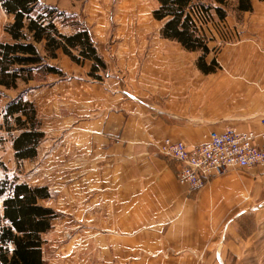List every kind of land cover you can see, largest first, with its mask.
I'll return each mask as SVG.
<instances>
[{
	"label": "crops",
	"instance_id": "0c3cea01",
	"mask_svg": "<svg viewBox=\"0 0 264 264\" xmlns=\"http://www.w3.org/2000/svg\"><path fill=\"white\" fill-rule=\"evenodd\" d=\"M251 5L252 11L226 19L235 41L208 55L219 66L213 73H200L189 53L161 41L141 78L138 71L114 70L102 82L83 80L68 60L69 68L49 63L62 76L17 83L22 89L13 97L34 104L42 120L36 158L46 153L43 161L55 169L65 164L78 172L71 183V237L49 264H232L242 258L253 233L236 222L263 208L264 166L232 170L188 191L158 148L164 138L195 146L211 132L263 131L264 0ZM96 47L103 60L115 50L103 52L99 41ZM83 66L87 73L89 63ZM0 89L9 96L11 90ZM0 135V144L11 148ZM64 229L53 232L54 240H64Z\"/></svg>",
	"mask_w": 264,
	"mask_h": 264
},
{
	"label": "trees",
	"instance_id": "16d2710c",
	"mask_svg": "<svg viewBox=\"0 0 264 264\" xmlns=\"http://www.w3.org/2000/svg\"><path fill=\"white\" fill-rule=\"evenodd\" d=\"M155 1L157 7L152 15L156 20L164 21L161 35L178 42L186 50H200L205 55L207 49L197 34L191 16L195 10L207 14L206 11L213 9L218 19H224L227 0H213L217 6L205 5L202 3L204 0ZM233 1L236 12L251 11V0ZM0 8L11 16V21L3 30L8 40L0 42L1 87L14 89L19 81L32 80L33 74L39 71L61 75L58 69L45 63L46 58L54 59L58 53L66 55L75 64L92 61L88 75L93 78L98 69L104 68L85 28L73 27L75 31L69 35L58 30L54 21H58L64 13L57 8L46 6L39 0H0ZM38 47H41L44 57ZM198 68L203 73H209L217 66L213 62L206 66L202 56L198 60ZM3 113L6 131H17L12 143L15 160L35 157L43 134L32 104L18 95L6 104ZM48 196L44 186H29L15 177L0 180V264H46L41 236L58 216L54 210L40 204Z\"/></svg>",
	"mask_w": 264,
	"mask_h": 264
},
{
	"label": "rangeland",
	"instance_id": "374dc122",
	"mask_svg": "<svg viewBox=\"0 0 264 264\" xmlns=\"http://www.w3.org/2000/svg\"><path fill=\"white\" fill-rule=\"evenodd\" d=\"M39 2L46 6H53L60 12L64 13V16L60 17L58 21H54L61 33L65 35L72 34L75 31L73 27L77 26L85 28L89 32L96 53L104 64V68H100L95 72V78L88 75L91 70L92 61H84L82 64H75L70 60V58H68L66 55H63L62 53H58L57 57L54 59L46 58L45 60V63L48 65H58L62 66L63 68H69L70 63L68 62L71 61V63L78 65L77 69L79 70V73L83 75V80L87 79L88 76V80L90 79L95 80L96 82H102L104 81V76L106 77L108 73L110 74L114 70L116 73L122 70L124 72H129L131 70L134 73L138 71L139 77L141 78L143 72L146 71L144 65L150 59L149 57L154 51L153 48L155 46V42L157 43L161 41L175 43L180 50L185 52V54L189 53L192 66L194 65L198 71H200L198 68V60L202 56L203 62H205L206 66L211 65L213 62L215 67L217 66L218 68L219 66L214 57H212L210 60H207L208 55L210 53L215 55L219 51L222 44H228L235 41V39L230 34L229 24L226 21V19H231L232 16L236 15L235 1L233 0H227V4L224 7L226 10V16L224 19H218L213 9L206 11L207 14L201 10H195V14H192L191 17L195 23L197 34L207 49L205 55H203L202 51L200 50H186L178 42L172 39L164 38L161 35V28L164 21H158L152 15L153 11L157 7L155 0H39ZM202 3L205 5L214 4L217 6L213 0H204ZM207 16L209 17L208 20H206ZM10 17V15L4 13V11L0 8V42H5L8 40V35L6 36L3 30L4 26L9 24L11 21ZM126 37H129V43L122 44L124 42L122 39ZM214 40L217 43L214 47L210 48L209 43ZM98 41L103 52H108L111 48H115L112 55L111 52L108 53V60H103L98 54L96 47ZM121 45H127V47ZM126 48H129L130 50L127 51ZM38 49L40 51V55L44 57L45 55L41 47H38ZM73 54L76 55V52L73 51ZM186 58L187 56H184V62L187 60ZM88 63L89 69L86 73L87 68L83 65L87 64L88 66ZM133 63H135V65L131 67ZM169 63L171 66H174L175 60H171ZM152 68L153 66L150 67L151 71H153ZM215 70L213 69L209 73H213ZM200 73L203 72L200 71ZM47 75L48 74L39 71L38 73H34L32 80L29 81H34L33 83H37V85H39L44 81V78ZM58 76H62V74ZM21 86L14 89H9L11 90L9 92L10 94L8 96L5 93L6 97L2 95L4 90L0 89V109L2 102H6V100L11 101L17 97V95L16 97L13 96L22 89ZM22 100L29 102L23 97ZM32 106L35 116L39 121V130L43 134V139L44 133L41 130L42 120L38 116L34 104H32ZM10 125H12V122H10ZM6 130L7 128L6 124L4 123V113L2 112L0 131L5 134V139H8L12 145L13 137L17 134V131H12L10 133ZM1 136L2 135H0V143L2 144L3 137ZM42 139L39 141V143L42 141ZM1 144L0 180L4 178L12 179L15 177L19 182L26 183L29 186H44L49 192V196L46 198L48 200L43 201L45 200L43 199L40 201L42 206L51 208L58 215L52 220L51 227L47 231L50 233V235L46 234L48 237L45 238L41 236L42 240L44 241L42 246L43 259L46 264H49V261L53 260L54 253H57L56 250L58 245L66 244V241L68 242L69 238L71 237V183L72 181H76L78 172H72L69 169V165L65 164L63 165L65 166V169H55L54 167L56 165H54V163L51 164L43 161L45 159L46 153H42L41 157L36 158L38 145L36 147L35 157L32 159H24L28 160L29 162L22 163L23 160H15L13 147L8 149L6 146ZM212 179L213 178H211L208 182H210ZM208 182L204 183V186L208 184ZM79 190L81 189L79 188ZM255 195L257 196V193H255ZM256 198L260 197L257 196ZM248 216L249 217L246 220H238L236 222V227L244 233L248 231L250 236L251 233H253L251 236L253 240L250 239V245L246 250H243L242 258L239 261L233 262L232 264H264V206L255 213H249ZM60 227L66 228L64 229L65 232L63 234L64 240L58 239V241H56L54 240L55 234L53 232H55V230ZM55 244L57 245L54 247ZM58 254H60V252ZM206 264L215 263H213L212 259H210Z\"/></svg>",
	"mask_w": 264,
	"mask_h": 264
},
{
	"label": "built area",
	"instance_id": "2783aa9c",
	"mask_svg": "<svg viewBox=\"0 0 264 264\" xmlns=\"http://www.w3.org/2000/svg\"><path fill=\"white\" fill-rule=\"evenodd\" d=\"M263 131L237 133L231 129L211 132L208 139L195 146L164 138L158 152L176 164V180L188 191L198 190L211 178L232 170H250L264 166Z\"/></svg>",
	"mask_w": 264,
	"mask_h": 264
}]
</instances>
